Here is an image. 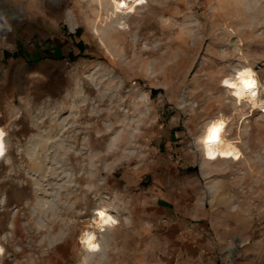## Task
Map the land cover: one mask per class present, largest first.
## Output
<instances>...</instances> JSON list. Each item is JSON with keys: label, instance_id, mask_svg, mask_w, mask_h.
<instances>
[{"label": "rangeland", "instance_id": "1", "mask_svg": "<svg viewBox=\"0 0 264 264\" xmlns=\"http://www.w3.org/2000/svg\"><path fill=\"white\" fill-rule=\"evenodd\" d=\"M248 61L264 84V0H0V264H161L109 189L199 183L208 163L230 218L196 264H264V116L228 91ZM222 113L238 162L201 140Z\"/></svg>", "mask_w": 264, "mask_h": 264}, {"label": "crops", "instance_id": "2", "mask_svg": "<svg viewBox=\"0 0 264 264\" xmlns=\"http://www.w3.org/2000/svg\"><path fill=\"white\" fill-rule=\"evenodd\" d=\"M208 164L200 169L199 183L182 181L181 177L177 181H153L137 193L126 185L111 186L109 192L115 193L127 214L118 216L120 224H135L137 231L143 232V241L150 240L142 246L146 249H141V254L154 256L161 252V264H177L180 259L196 264L206 258L210 249L206 233L216 229L220 218H230L226 214L221 216L220 209L210 203L211 196L221 187L220 182L212 179Z\"/></svg>", "mask_w": 264, "mask_h": 264}, {"label": "bare ground", "instance_id": "3", "mask_svg": "<svg viewBox=\"0 0 264 264\" xmlns=\"http://www.w3.org/2000/svg\"><path fill=\"white\" fill-rule=\"evenodd\" d=\"M242 39L238 38L233 42V45L236 47V51L243 52L242 48ZM243 55V54H242ZM247 71L250 73V76L253 80L257 83V96L254 98H251L247 94H245L243 97H237L234 95V92L238 91L239 89H233L231 87L228 88V91L230 92V95L234 98V115L237 114V112L242 111L244 107L248 105H251V108L254 111L258 107L264 106V84L261 80V77L259 76L258 72L255 70L253 65L248 61V64L243 65L240 67V69L237 71L235 75H233L230 84L231 83H237L239 85V79L238 75L241 72ZM245 110V109H244ZM248 118V116H244V121ZM231 117L225 115L224 113L218 115L212 121L210 124L207 125L204 134L201 138L203 141L205 148L209 151H211L212 154L232 159L234 161H240L244 156V152L242 151V148L240 147L241 140V133L239 136H232L231 133H229V128L231 126ZM247 123L249 121H246ZM241 125V131L242 126ZM220 127V131L217 133L216 139H210L212 135V130L215 127ZM3 143H4V135L3 132L0 130V154L3 152ZM82 243L84 244V248L89 253H97L101 251L102 245L100 241V237L98 234V230H92V229H86L84 233L82 234ZM95 246V247H93Z\"/></svg>", "mask_w": 264, "mask_h": 264}, {"label": "clouds", "instance_id": "4", "mask_svg": "<svg viewBox=\"0 0 264 264\" xmlns=\"http://www.w3.org/2000/svg\"><path fill=\"white\" fill-rule=\"evenodd\" d=\"M239 79V85L237 83H231L230 87L233 89H239L238 91L234 92V95L237 97H243L245 94L250 96L251 98H254L257 96V83L255 80H253L249 75L247 71L241 72L238 75ZM254 81V82H253ZM224 84L228 85L229 82L225 80L223 82Z\"/></svg>", "mask_w": 264, "mask_h": 264}, {"label": "snow or ice", "instance_id": "5", "mask_svg": "<svg viewBox=\"0 0 264 264\" xmlns=\"http://www.w3.org/2000/svg\"><path fill=\"white\" fill-rule=\"evenodd\" d=\"M248 75L250 76V73H248ZM251 77V76H250ZM254 82V81H253ZM220 131V127L218 126V127H215V128H213V130H212V135H211V137H210V139H216V137H217V133ZM99 215H100V217L104 220V223H109V222H112V223H114V221H112L111 220V217H108L107 219H105V213L104 212H101V213H99ZM93 247H95V246H93Z\"/></svg>", "mask_w": 264, "mask_h": 264}, {"label": "built area", "instance_id": "6", "mask_svg": "<svg viewBox=\"0 0 264 264\" xmlns=\"http://www.w3.org/2000/svg\"><path fill=\"white\" fill-rule=\"evenodd\" d=\"M258 111H259V113H260L261 116H264V106L258 107Z\"/></svg>", "mask_w": 264, "mask_h": 264}]
</instances>
